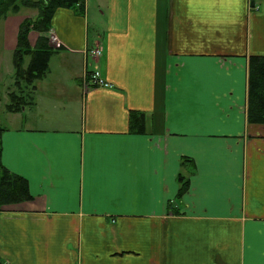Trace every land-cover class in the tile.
<instances>
[{"label": "crops", "instance_id": "crops-1", "mask_svg": "<svg viewBox=\"0 0 264 264\" xmlns=\"http://www.w3.org/2000/svg\"><path fill=\"white\" fill-rule=\"evenodd\" d=\"M36 15L0 23V87ZM39 36L48 71L1 115L0 162L33 198L0 205V264H264V124L246 122L264 0H83Z\"/></svg>", "mask_w": 264, "mask_h": 264}, {"label": "trees", "instance_id": "trees-1", "mask_svg": "<svg viewBox=\"0 0 264 264\" xmlns=\"http://www.w3.org/2000/svg\"><path fill=\"white\" fill-rule=\"evenodd\" d=\"M0 20L10 13H18L20 9L34 7L37 15L27 18L19 27L16 48L13 51V66L19 82H15L16 91H11L6 109L10 112L18 110L26 100L25 85L44 77L48 71V60L54 53L48 44L47 38L39 36L35 46L28 42L30 31L46 33L50 29L51 19L56 9L72 8L78 5L83 10V0H0ZM27 64L23 67L24 61ZM29 87V86H28ZM24 94V95H23ZM246 122L249 125L264 124V56H250L247 65V95H246ZM139 121L134 122L138 126ZM134 132L142 129L134 128ZM179 193L188 188L186 181L181 178ZM33 197L28 191L24 178L8 171L0 162V205L17 204Z\"/></svg>", "mask_w": 264, "mask_h": 264}, {"label": "rangeland", "instance_id": "rangeland-1", "mask_svg": "<svg viewBox=\"0 0 264 264\" xmlns=\"http://www.w3.org/2000/svg\"><path fill=\"white\" fill-rule=\"evenodd\" d=\"M1 6H2V4L0 5V7ZM20 12H21V15L22 14L23 15L28 14L30 16H33L36 13V9L34 7H29V8H25V9L22 8L18 11V13H20ZM18 13H16V14H18ZM14 14L13 13L7 14L6 17H4L0 20V23L2 24L4 20H6L9 16H13ZM28 18H30V17H28ZM0 30H1V26H0ZM51 41H52V39H51ZM3 57H7V55L5 54V55H3ZM0 58H2L1 55H0ZM7 60H8V57H7ZM9 61H10V57H9ZM25 61L27 62V59ZM24 64H23V67H24ZM15 82H17V83L19 82V75H18V73L16 75V72L13 71V74L11 76H9L8 79L6 80L7 85L0 87V92H1L0 93V124H4L3 118L1 115L4 114V110H3L4 105H6L9 101V96H7V94L10 93L11 91L17 90V86H16ZM19 83L22 84V81H20ZM28 86L25 85V87H26L25 89H27L28 93H29V91L31 92L32 87H31V85H28ZM21 90L24 91L23 89H21ZM5 94H6V97H4ZM5 102H6V104H5Z\"/></svg>", "mask_w": 264, "mask_h": 264}, {"label": "built area", "instance_id": "built-area-1", "mask_svg": "<svg viewBox=\"0 0 264 264\" xmlns=\"http://www.w3.org/2000/svg\"><path fill=\"white\" fill-rule=\"evenodd\" d=\"M91 55L98 56L100 55V48H95L90 51ZM85 83L88 87H104L107 86V83L102 79L99 72H91L85 77Z\"/></svg>", "mask_w": 264, "mask_h": 264}]
</instances>
